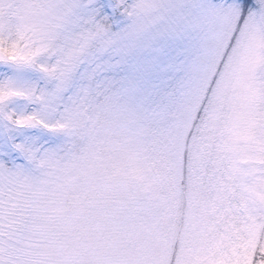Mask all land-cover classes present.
I'll list each match as a JSON object with an SVG mask.
<instances>
[{"label":"rangeland","instance_id":"374dc122","mask_svg":"<svg viewBox=\"0 0 264 264\" xmlns=\"http://www.w3.org/2000/svg\"><path fill=\"white\" fill-rule=\"evenodd\" d=\"M103 1L114 28L94 20L98 0H0V264L31 256L28 203L70 247L95 216L89 241L110 264H212L202 244L251 264L264 249V0ZM204 100L229 188L201 199L183 152Z\"/></svg>","mask_w":264,"mask_h":264},{"label":"trees","instance_id":"16d2710c","mask_svg":"<svg viewBox=\"0 0 264 264\" xmlns=\"http://www.w3.org/2000/svg\"><path fill=\"white\" fill-rule=\"evenodd\" d=\"M128 5V4H127ZM96 11L93 14L96 23L103 28H114V20L119 18V12L112 14L103 0H98L96 4ZM246 12L241 21L245 18ZM14 42L8 40L5 46L6 53L8 57L12 58V45ZM206 100L202 103L201 107L198 109L196 114L192 133L190 132L186 145L183 152V166L185 168V180L183 183L186 184L187 192L191 191L194 193H199L202 197L204 191H212L215 189H224L226 191L229 188L228 183H226V176L228 175L229 161L227 158V152L224 150L222 145V137L214 135L213 139L210 140L208 131L206 130L205 124V114H206ZM222 125L221 128H223ZM195 141L200 142L203 146L200 147L199 154L195 156L192 155V145H190V138ZM196 143V142H195ZM209 143V145H207ZM193 144V142H192ZM195 144H193L194 147ZM8 157L3 156V165L9 167ZM171 173L169 174L170 177ZM232 184L233 194L236 193V188ZM228 195V194H227ZM69 202V208L71 209L76 205L75 200L71 196L67 198ZM24 221L31 222L33 229H29L28 226H19V233L23 235L32 237L36 245L31 247L30 254L25 250H20L18 252L20 260L15 261H5L4 264H92L93 261L102 262L104 264L112 263V255L109 253L107 246L104 247L100 252H96L90 244V239L94 240L100 239L101 230L96 228L95 216L91 217L90 225L91 230H86L84 235L77 236L78 232L75 231L74 235L70 236L73 242V246L66 242L65 236L63 235V224L61 225L53 219L50 215L45 212L36 213V209L33 203H28L27 207L24 209ZM35 214V216H34ZM47 223H50L48 225ZM57 227L54 233L49 231L51 226ZM75 229L78 224L75 222ZM213 224H209V228L212 229ZM21 229V230H20ZM213 230V229H212ZM13 232L12 230H8ZM88 243L85 245V242ZM70 248H68V247ZM34 248V249H33ZM215 246H210L208 250L204 249L203 244L197 246L198 254L201 258L208 259L212 264L218 263L223 264L227 262L228 264H237V258H226L224 252H220L216 256H211L210 254L214 251ZM178 248H176L177 250ZM97 259V260H96ZM169 264H174V256L171 257ZM242 264H248V262H242ZM250 264V263H249ZM251 264H264V249L255 252Z\"/></svg>","mask_w":264,"mask_h":264}]
</instances>
